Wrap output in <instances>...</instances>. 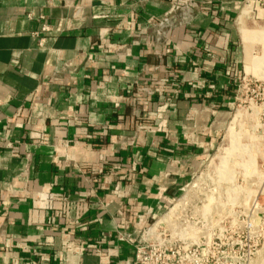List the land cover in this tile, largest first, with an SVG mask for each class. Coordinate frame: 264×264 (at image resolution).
Instances as JSON below:
<instances>
[{"label": "crops", "instance_id": "0c3cea01", "mask_svg": "<svg viewBox=\"0 0 264 264\" xmlns=\"http://www.w3.org/2000/svg\"><path fill=\"white\" fill-rule=\"evenodd\" d=\"M172 1L0 0V264H133L128 235L202 166L242 0H204L160 42L148 20ZM140 85L161 92L138 104Z\"/></svg>", "mask_w": 264, "mask_h": 264}, {"label": "rangeland", "instance_id": "374dc122", "mask_svg": "<svg viewBox=\"0 0 264 264\" xmlns=\"http://www.w3.org/2000/svg\"><path fill=\"white\" fill-rule=\"evenodd\" d=\"M234 28L232 107L202 166L153 222L171 237L215 232L230 251L218 264H264V0H242Z\"/></svg>", "mask_w": 264, "mask_h": 264}, {"label": "built area", "instance_id": "2783aa9c", "mask_svg": "<svg viewBox=\"0 0 264 264\" xmlns=\"http://www.w3.org/2000/svg\"><path fill=\"white\" fill-rule=\"evenodd\" d=\"M203 2L204 0H173L168 10L148 20L154 38L166 42L174 28L186 26L191 22L195 11ZM27 17L30 18L31 14H27ZM39 19L43 21L40 30L32 35L37 38V46L42 48L45 42L44 34L50 31V25L45 21L44 15H39ZM137 91L140 96L135 102L138 104L149 100L154 93L161 92L156 87L151 89L142 85L138 86ZM152 222L138 230L135 236L127 237V241L134 248L133 264H218L219 256L229 263V247L219 250V237L215 232L190 236L181 232L179 236L171 237L164 234V229L160 230L161 225L156 224L157 221Z\"/></svg>", "mask_w": 264, "mask_h": 264}, {"label": "bare ground", "instance_id": "6f19581e", "mask_svg": "<svg viewBox=\"0 0 264 264\" xmlns=\"http://www.w3.org/2000/svg\"><path fill=\"white\" fill-rule=\"evenodd\" d=\"M175 205H177V204H175Z\"/></svg>", "mask_w": 264, "mask_h": 264}]
</instances>
